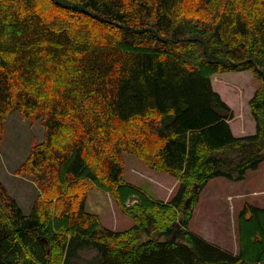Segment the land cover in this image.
Masks as SVG:
<instances>
[{"label":"trees","instance_id":"16d2710c","mask_svg":"<svg viewBox=\"0 0 264 264\" xmlns=\"http://www.w3.org/2000/svg\"><path fill=\"white\" fill-rule=\"evenodd\" d=\"M246 69L256 132L236 136L213 76ZM15 111L45 126L16 170L40 194L26 214L0 179V264L264 262V207L240 212L236 254L189 229L210 180L264 161V0H0V145ZM124 153L178 179L168 201L125 179ZM93 187L135 224L87 211Z\"/></svg>","mask_w":264,"mask_h":264},{"label":"rangeland","instance_id":"374dc122","mask_svg":"<svg viewBox=\"0 0 264 264\" xmlns=\"http://www.w3.org/2000/svg\"><path fill=\"white\" fill-rule=\"evenodd\" d=\"M213 85L237 112L231 122L236 136L254 134L256 120L249 100L259 86V81L253 71L246 69L218 73L213 76ZM5 125V135L0 145V179L10 194L17 199L22 210L29 214L40 190L30 174L19 175L16 170L29 156L33 144L42 142L45 138V126L40 120L24 119L19 111L11 113ZM124 159L125 179L140 186L154 198L158 193L167 192L162 185L170 186L175 181L173 175L153 170L136 154L124 153ZM207 187L210 188L206 190V194L212 187H223L221 192L224 197L211 205L203 199L204 192H201L199 214L192 221L191 228L204 237L213 240L216 238L218 242L233 250L238 241L239 214L245 204L248 202L264 205V161L258 169L248 170L244 179L232 180L225 176H217L210 180ZM209 207L217 213L210 220L208 219L210 214H206ZM85 209L99 214L104 225L111 229L126 230L135 224L134 219L113 202L108 192L99 187H93L88 191ZM178 224L180 225L181 222ZM86 252L88 255L97 253L94 249H85L84 253Z\"/></svg>","mask_w":264,"mask_h":264},{"label":"crops","instance_id":"0c3cea01","mask_svg":"<svg viewBox=\"0 0 264 264\" xmlns=\"http://www.w3.org/2000/svg\"><path fill=\"white\" fill-rule=\"evenodd\" d=\"M231 106V105H230ZM232 107V106H231ZM233 108V107H232ZM234 109V108H233ZM245 110V109H244ZM234 112H236L235 111V109H234ZM236 115H237V112H236ZM242 117H243V115H242ZM233 120V119H232ZM232 120H229V122H230V125H231V122H232ZM243 123H244V127H245V119H244V121H243ZM255 126H256V121H255ZM231 128H232V130H233V133L235 134V131H234V129H233V127H232V125H231ZM245 130V129H244ZM242 131H243V129H242ZM236 135V134H235ZM130 183H132V182H130ZM210 183V182H209ZM208 183V184H209ZM132 184H134V183H132ZM208 184L205 186V188L202 190V193L204 192V197H203V199H205L206 201H208L210 204L212 203H214L215 201H217L219 198L220 199H222L223 197H224V194L221 192V189L223 188V187H212V189L208 192V194H206L205 192H206V190H208V188H210V187H207L208 186ZM135 186H137L136 184H134ZM177 185H178V179H176L175 178V181L170 185V186H168V185H162V188H164V189H166L167 190V192L165 193H163V192H161V193H158L157 195L158 196H156V198H158V199H161V200H163V201H168V199L170 198V196L172 195V193H173V191L176 189V187H177ZM137 187H139V188H141L140 186H137ZM141 189H143V188H141ZM144 190V189H143ZM146 191V190H145ZM264 191V190H263ZM147 192V191H146ZM261 192V190L259 191V193ZM148 193V192H147ZM156 193V192H155ZM249 193H251V192H249ZM109 194V197L112 199V196H111V194L110 193H108ZM149 194V193H148ZM150 195V194H149ZM163 195V196H162ZM150 196H152V195H150ZM154 197V196H153ZM211 198L210 200H207V198ZM230 198H231V195H230ZM113 200V199H112ZM201 201H202V196L200 195V200L198 201V203L196 204V206H195V208H194V214H193V217H192V219H191V221H190V224H189V229L192 231V232H194V233H196V234H198L199 236H201V237H203L204 239H206V240H208V241H210V242H212V243H214V244H217L218 246H220V247H222V248H224V249H226V250H228V251H231V252H233V253H238V249H239V246H238V241H237V244L235 245V248L233 249V250H230V249H228L224 244H222V243H220V242H218L217 240H216V238L213 240V239H210V238H207V237H204V236H202V234H199V233H197V232H195L192 228H191V226H192V221L196 218V216L199 214V205H200V203H201ZM114 202V201H113ZM211 204V205H212ZM258 206H261V207H264V205H258ZM211 207V206H210ZM210 207H209V209L207 210V212H206V214H210V217H208V219L210 220V218L213 216V215H217V213L215 212V211H213L212 209H210ZM209 222V221H208ZM246 264H251V263H246ZM254 264H264V262H260V263H254Z\"/></svg>","mask_w":264,"mask_h":264},{"label":"water","instance_id":"95a60500","mask_svg":"<svg viewBox=\"0 0 264 264\" xmlns=\"http://www.w3.org/2000/svg\"><path fill=\"white\" fill-rule=\"evenodd\" d=\"M198 191V185L195 186V188L193 189V192L196 193ZM192 201V196H190L187 201H186V206H189L191 204Z\"/></svg>","mask_w":264,"mask_h":264}]
</instances>
